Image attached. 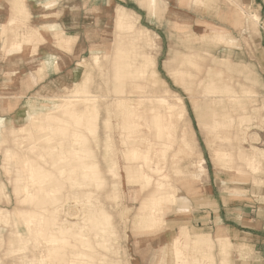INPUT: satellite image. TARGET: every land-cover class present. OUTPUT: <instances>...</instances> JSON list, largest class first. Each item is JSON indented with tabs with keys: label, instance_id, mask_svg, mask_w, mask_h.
<instances>
[{
	"label": "rangeland",
	"instance_id": "374dc122",
	"mask_svg": "<svg viewBox=\"0 0 264 264\" xmlns=\"http://www.w3.org/2000/svg\"><path fill=\"white\" fill-rule=\"evenodd\" d=\"M98 1L99 0H94L92 4L94 12L97 11ZM109 1L110 3L106 12L103 9L102 13L99 10L98 14H95L91 13L92 11L90 10V13L84 15L86 20L84 26L89 27L85 33V40L87 43L86 50L82 55L76 56V63L72 66L73 68L76 64L82 63L85 71L91 75V84L89 87L83 86L79 88L80 94L84 95L89 93L101 97L97 102V106L99 107V126L96 133L97 140L96 138L94 141L91 139V132L88 129H84L82 126L74 127L75 122L68 117V112L72 110L69 107L71 105L59 106V104L55 102H49L50 106L45 109L41 107L40 110L42 112L49 111L50 114L53 115L52 118L56 117L61 119V122L66 121L69 128L67 127V129L64 130L65 133H63L62 129L55 125L53 128L54 135L51 136L52 141L47 144L43 138L50 134L44 129L43 124L36 125L33 119L34 121H31V127L34 130L35 139L37 141H33V145L31 146H29V143L24 144L25 154L29 159L30 165L33 167L30 177L32 178L34 174V178L39 181L44 177L42 176L43 173L46 175V173L50 172L62 183L61 192L65 196L62 202H66L63 204V211L65 212H61L60 223L68 219L73 222L83 223L82 225L85 224L83 228L88 233L85 238L89 240L90 243L86 247H80L79 243L78 246H76V242H74L73 239H67V244L63 250V261L57 259L55 252L50 253L52 248L59 245L51 240L50 235L52 232L58 234L59 228L56 227L55 229L44 230V216L48 217V213L44 211L43 208L41 209L40 206L35 207L36 205L21 204L19 202V197L16 196L12 184L13 175L9 174L5 169L4 148L13 147L11 142L12 138L8 132L10 120L28 106L27 102L29 98L42 99L56 94L65 95L66 91L61 82L68 76L71 69L64 72V69L61 68L66 64L64 65V63L61 62H59L57 68H53V61L55 58L52 56L53 53H50L48 54L49 56L47 55L44 57L42 63L36 68L39 78L37 80L32 78V85H34L43 81L42 76L45 72L58 73V78L47 80V82H51L52 84L50 87L40 86L35 89L29 87L28 89H33V91L25 98L23 96L7 94L0 95V183L6 187V191L9 194L8 200L5 197L7 202L4 197L0 199V208L11 214L19 209L35 214L31 230L30 247L34 249L38 256L45 258L48 264L77 262L82 253L86 254L85 256L88 257L87 263L84 264H163L162 260L165 256L163 246L166 242L167 234L170 230L178 231L181 226L186 224V220L190 216L187 213H183L185 211L182 213L175 212L176 214L173 213L169 215L167 217V226L161 234L143 232L137 229L141 224L146 223L154 217V214H150L153 203L149 197V191L138 194V197L135 198H132L130 195L131 191L134 190L130 189L131 185L128 178L130 174H136L137 167L134 166L129 168L127 160L121 157V140L124 139V136H121L118 118H116V110L111 105L110 99L114 97L116 87L120 83L115 77V70H117L119 66L121 73H125L127 77L134 68L138 69L143 63L144 52L150 60L149 68L153 69L156 65L160 77L167 83V86L161 83L154 84L151 90L162 93L165 88H168L182 95L187 109V120L190 122V134L192 137H190V139H193V154L189 155L188 159H181L182 162L181 160L177 162L176 159L172 160L175 150H172L173 153L171 151L168 155L167 166L163 169L164 174L167 173L166 175H170L167 178L168 182L170 184L172 182L171 185H175H173V187H176L175 189H177L179 195L186 201L188 196L195 197L204 193L210 178L218 177L222 180L219 186L222 189V196L228 198L227 201H225V208L227 210L232 209L233 211L234 208L237 210H253L255 215H264V157H258L262 167L261 172L257 174L248 166L238 161L235 162L234 166L242 175L238 174L235 170H227L224 165L221 166V163L214 161V151L219 149L220 145H222L221 149L227 151L231 150L233 153H236L238 144L247 152H251L252 147H256L264 152V110L262 109L264 105V0H238L248 13L240 20L241 24L238 23L239 17L229 12L228 4L219 3L220 0H204L205 5L199 7L192 1H186V3L181 4L179 0H159L163 2L166 9L159 11L156 15H150L143 0ZM51 7H53V2L45 5V8ZM119 12L125 13L128 18L132 19L134 24L133 29L124 28L121 25L118 27L115 26L116 18L120 14ZM169 12H173L175 15L180 14L183 17H188L189 23L180 31L171 29L172 20H170L171 15ZM250 14H257L259 16V23L257 25L253 24L251 19H249ZM206 26L214 27L226 33L231 45H206V43L202 41V32ZM47 28L52 29V26L45 27L43 33L37 30L31 31H34L36 34L40 33L44 35L47 41H49L47 36L51 30ZM54 33H59L61 37H69L72 40V46L67 52L71 53L73 46L79 42L78 35H66L63 30H54ZM150 40L151 42L148 43ZM179 41H182L186 48H188L190 44L191 48H183ZM55 45L56 50H60L56 43ZM39 46L35 50V53H37ZM209 47L211 48L210 50ZM204 48L210 51V55L213 54L211 56L218 58L220 63L221 60L227 62L226 65L218 64V67L215 68L224 71L228 77L233 79L236 85H247L248 87L254 88L256 93L255 98H252L251 102L247 100L244 101V105L248 109L247 116L241 114V104H230V106L233 107L232 114L236 122L235 135H238V130L240 136L245 132L246 142L244 143L231 142L229 145L227 143L221 144L217 142V144L212 147L213 143L211 137L206 134L201 125L210 122V119L203 118V113L210 108L213 98H206L204 96L199 97V103L196 104L194 100L197 99L189 97L185 88L176 82L175 78L171 75L170 69H168L170 60L174 58L176 54H182L184 58L193 55L192 57L195 58L197 55L204 54ZM63 52L66 51L63 49ZM15 64L19 65L13 63L12 66L14 68ZM202 64L206 67L213 64V62L208 58L206 61L202 62ZM248 74L254 76L253 80H248ZM12 75H17L16 69H13ZM2 76H5V74H2ZM7 76H9V74ZM6 79L7 77H4L0 81L5 84L9 81ZM16 81L19 82L17 79H13L12 83L15 84ZM10 86L6 88L4 85V89L2 88L3 92H5V90L10 91ZM87 87L88 89H86ZM239 87L240 86L237 87L238 92H240ZM196 90L197 93H200V87H197ZM127 92H129L128 89ZM201 92H204V90ZM131 95L130 93H125L122 97L132 101L133 105H138L140 100L136 96ZM2 96L9 97V101L5 105L6 111L2 108ZM106 96L108 97L107 99H105ZM15 98H20L16 105V107H19L18 109L12 107L13 103L16 101L10 102V100H14ZM23 98L24 102L22 101ZM144 100V103L142 102V111L148 112L151 106L156 103L151 104L148 100ZM48 101H50V99ZM72 101L74 100L72 99ZM75 104L76 101L74 102V105ZM39 105H42V102H40ZM107 120H109L108 128L104 125ZM62 126L63 125H61V127ZM75 133L88 137L85 145L87 148L91 149L92 154L83 159L92 160L96 163L93 170L97 171V175L90 176L91 186L81 185V180L83 182V177L85 176L81 173L83 172L81 166L71 168L74 174L77 172L75 176L78 178L80 184L70 182L68 180L71 178L70 176L59 175L56 169V166H59V164L63 162L61 159L68 158V155L71 158L72 165H77L74 163L77 158L72 157L67 152L68 145L76 139ZM250 137H253V139ZM2 142L5 143L4 146L1 145ZM51 151L53 154H51ZM173 161L177 164L174 165L172 163ZM201 161L204 163L205 172L207 174L205 175L206 177L204 176V178L201 179L199 190L196 191L197 193H194L187 189L185 180L188 179L189 175L199 172L197 166ZM145 170L154 179L158 178L157 174L149 171L146 167ZM176 170H180V172ZM40 171H42L41 174ZM174 171H176L177 174ZM65 177L66 180L64 179ZM254 179L259 180H257L258 186L254 184ZM39 183L43 184L42 182ZM40 184L39 186H41ZM51 187H53V185L47 184L46 190H44L49 191ZM74 191L78 192L77 196L74 195ZM31 192L33 194L36 193L35 195L37 197L38 194L40 196L39 188L35 187L33 182H31ZM92 198L98 199V201H94L95 207L99 206L102 212L107 214V221H105L103 215L100 214V209L97 208L94 210L96 215L94 217H89L88 221L84 222L86 216H91V214L83 215V211L86 208L85 203ZM197 200L198 199H193L192 202H196ZM199 200V205L207 204L204 199ZM202 200H204V203H202ZM35 201H38V199ZM33 207L35 209H33ZM71 207L73 209H71ZM177 209L179 208L177 207ZM6 227H3V225L0 226V256H3L9 247L10 241L12 240L11 232L17 229L23 234L27 233V228L22 224L15 226L12 222L7 228ZM84 229L81 231L82 233L85 232ZM98 241H102V248L97 245ZM229 244L232 243H223L221 246L226 251L229 249L232 250L233 246L229 248ZM215 251H218L217 248L214 249V252ZM230 255L231 254H229V256ZM25 256L26 259L23 262L20 260H13L10 257L4 258L3 261L5 264H31L28 261V259H30V254L26 253ZM76 256H78V258L74 260ZM222 256L227 260V264L229 256ZM215 257L217 261L215 264H218L220 255H215ZM72 259L74 261H72Z\"/></svg>",
	"mask_w": 264,
	"mask_h": 264
},
{
	"label": "bare ground",
	"instance_id": "6f19581e",
	"mask_svg": "<svg viewBox=\"0 0 264 264\" xmlns=\"http://www.w3.org/2000/svg\"><path fill=\"white\" fill-rule=\"evenodd\" d=\"M179 1V3L181 4L186 3V1H192L198 7L205 5L204 0ZM143 3L148 8L150 15H156L159 11L166 9L163 2H160L159 0H143ZM224 3L226 5L228 4L230 13H233L235 16L239 17V24H241L240 20L243 19L246 10L239 3V1L224 0ZM22 13L24 15L26 14L27 18H30V13L24 7L22 8ZM169 13L171 15L170 20H172L171 29L180 31L186 24L189 23L188 17H183L180 14L175 15L173 14V12ZM250 17L253 24L257 25L259 23V16L257 14H251ZM120 25L124 28H134L132 19L128 18L125 13H120L116 18L115 26L118 27ZM5 33L6 32L3 31V34ZM202 33V41H204V43H206V45L208 46L217 44H226L229 46L231 45L228 41L229 38L226 33L215 29L214 27L206 26L204 27ZM54 35L55 43L60 48V50L57 49V53L52 55L55 58L53 61V68H57L59 62L64 63V65L66 64V60L63 57L62 53H64L63 49L66 52L70 50L72 46V40L69 37H61L59 33H54ZM23 36L24 37L21 36L23 41H14V43L11 44V46L8 48L11 52H19L23 49L24 46L29 45L32 47L35 53L37 47L47 41V38H45L44 35L40 33L36 34L31 30L26 32ZM151 40L148 43H150ZM179 42L182 44L183 48H191L190 44L189 47L186 48L184 47L185 44H183L182 41ZM206 48H204L203 50V53L205 55H197V57L195 58L192 57L193 55H189L187 58H184L182 54H176L174 58L170 60V66L168 69H170L171 75L175 78L176 82L185 88L189 97L197 99L194 100L196 104L199 103V97L204 96L206 98H213L210 108L205 110L203 113V118H207L208 120L210 119V122L203 123L201 125L206 134L211 137V141L213 143L212 147L217 144V142L221 144L227 143L229 145L231 142L244 143L246 142L245 132H243L242 136H240L238 130V135H235L236 122L234 115L232 114L233 107H231L230 104H241V114L247 116L248 109L244 105V101L247 100L251 102L252 98H255L256 93L253 87H248L247 85L240 84H237L238 86H240V92H238V86L235 84V82H233V79L228 77L224 71L215 68L218 67V64L226 65L227 62L225 60H221L220 63V61H218V58L211 56L213 54L210 55V51H208V49ZM1 49H5V47ZM210 49L211 48L209 47V50ZM143 57L144 60L143 63L141 62L142 64L140 65V67L138 69L134 68L127 77L125 76V73H121V71L119 70V66L118 69L115 70V77L120 83L116 87V90L114 92L115 95L112 99H110V102L116 110V118H118L121 136H124V139L121 140V157L127 160L129 168L134 166L137 167L136 174H130L128 178V181L131 185L130 189L134 190L131 191L130 195L132 198H135L138 197V194L149 191V197L151 198V201L153 203L151 206L150 214H154V217H152L146 223L141 224L137 229H140L143 232L161 234L167 226V217L169 215L175 212L182 213L187 209V203L185 199L179 195L177 189H175L176 187H173L174 184L171 185L172 182L171 184L168 182L167 178L170 175H166L167 173L164 174L163 169L167 166L168 155L172 150H175V154L172 160L176 159L177 162H180L178 160L188 159L189 155L193 154V139H190V122L189 120H187V109L184 103V97L168 88H165L162 93L152 91V85L161 83L167 86V83L160 77L156 65L153 69L149 68L150 60L148 59L145 52L143 53ZM208 58L212 60L213 64L205 67L202 62L206 61V59ZM90 76V73H87L83 68L82 63L76 64L75 67L71 68L68 76L61 82L64 90L66 91L65 95L56 94L53 96L44 97L42 99L29 98L27 102L28 106H26L25 109H22L17 115H15L13 119L10 120V127L8 132L11 135V142L13 144V147L4 148L5 169L9 174L13 175L12 184L16 196L19 197V202L21 204L34 206L36 205L35 207L40 206L41 209L43 208V210L48 213V217L44 216V230H51L52 228L55 229L56 227L59 228L58 234L52 232L50 235L51 240L54 243L59 244L58 246L52 248L50 253L55 252V254L57 255L56 257L59 261H63V250L65 249V245L67 244V239H73V241L76 242V246H78L79 243L80 247H86L90 243L89 240H86L85 238L87 237L88 233L83 228V226L85 225H82L83 223L73 222L68 219H65L63 223H60L61 212H65L63 211V204L66 202H62V200H64L65 198V196L61 192L62 183H60V180L50 172L46 173V175H44L43 173L42 176L44 177L39 181L34 178V174L32 178L30 177L33 171V167L30 165L29 159L25 154L24 144L29 143V146H31L33 145V141H37L35 139L34 130L31 127V121L34 120L36 125L43 124L44 129L50 134L49 136L43 138L45 140V143L47 144L52 141L51 136L54 135L53 128L55 125L59 126L62 129V132L65 133L64 130L68 127L66 121L61 122V119H58L56 117L52 118L53 115L50 114L49 111L42 112L40 110L41 107L45 109L50 106L49 102H55L56 104H59V106L71 105L69 107L72 110L68 112V117L75 122L74 127L82 126L84 129H88L91 132V139L94 141V139L96 138L97 140L96 133L99 126V107L97 106V102L101 97L89 94L88 92V94L82 95L79 92V88H82L83 86L89 87V85L91 84ZM247 77L248 80H253L254 76L248 74ZM88 87L86 89H88ZM197 87H200V93H197ZM127 89L129 92H127ZM202 90H204V92H201ZM125 93H130L133 96H136L140 100V103H138V105H133L132 101L124 99L122 95ZM107 98L108 97L106 96L105 99ZM49 99L50 101H48ZM72 99L74 101H72ZM144 99L148 100L151 104L156 103L155 105L151 106L148 112L142 111V106L145 101ZM19 100L20 98L14 99V101L16 102L13 103V108L16 107L17 101ZM8 101L9 97H1L2 108L5 111V105ZM75 101L76 104L74 105ZM40 102H42V105H39ZM262 109L264 110V105ZM105 122L106 124L104 123V125L106 128H108L109 120ZM61 125L63 126L61 127ZM74 135L76 139L68 145L67 152L72 157L77 158L76 162H74L77 165H72L71 158L68 155V158L61 159L63 162L59 164V166L57 165L56 169L59 172V175L70 176L71 178L68 179L70 182H76L77 184H80L78 178H76L75 176L77 172H75L74 174L72 171L73 169L71 168L81 166L83 169V172L81 173H83L82 175H85L83 177V182L81 180V185L91 186L90 176L97 175V171L93 170L94 166H96V163H94L92 160L83 159L86 156L92 154L91 149L87 148V146L85 145L88 137L78 133H75ZM253 137L250 138L253 139ZM4 144L5 143L3 142L1 143L2 146H4ZM221 147L222 145L219 146V149L214 151V161H218L219 163H221V166L224 165L227 170H235L238 174L242 175L241 172L234 166L235 162L238 161L248 166L255 174L261 172L262 166L260 161L258 160V157H264V152L262 150L256 147H252V151L247 152L243 147L240 146V144H238L236 153H233L231 152V150L227 151L221 149ZM51 154H53L52 151ZM172 163L174 165L177 164L174 163V161ZM145 167L149 171L157 174L159 179H154L152 176H150V174L146 172ZM197 169L199 170V172H195L194 174L189 175L188 179L186 180L183 179L185 180L187 189L194 193H197L196 191L199 190L198 188L201 179L204 178V176L207 174L205 172L203 161L199 162ZM177 172H180V170H178ZM41 173L42 171H40V174ZM64 179L66 180V177ZM254 180V184L257 185L258 179ZM30 181L33 182L35 187L39 188L40 196L38 194L39 192L37 193L38 197L35 195L36 193L33 194L31 192ZM39 182H42L43 184H40ZM39 184L41 186H39ZM47 184L53 185V187H51L49 191H45ZM74 195L77 196L78 192L74 191ZM2 197H4V199L6 197L8 200L9 194L6 191V187H4L0 183V199ZM36 199H38V201H35ZM94 201H98V199L92 198L85 203L86 208L83 211V215L91 214V216H86L84 218V222H87L89 217H94L96 215V213L94 212L95 209H100L99 206L95 207ZM177 207L179 209H177ZM33 209L35 208L33 207ZM71 209L73 208L71 207ZM100 214L103 215L105 221L108 220L107 214L103 213L101 209ZM34 217L35 214L25 212L22 209H19L11 214L0 208V226L3 225V227H8L9 224L13 222L15 226H19V224H22L27 228V233L25 234L17 229L10 233L12 236V240L10 241L9 247L5 251V256H0V264H5L3 260L4 258L8 257L12 258L13 260H20L23 262L26 259V253L30 254V259H28V261L31 264H48L45 258L38 256L37 253H35L34 249L30 247V237L32 235L31 230L32 224L34 222ZM83 229L85 232L82 233L81 231ZM169 232H171V234L168 235L167 240L163 246L165 255L164 259L162 260L163 264L213 263V257L210 255L205 254V256H203L204 258L202 256H197V258L194 257L193 259H190L192 257H190L187 253L189 248H193L195 250L198 248V244L195 241H198L199 244L201 242L205 243L204 240H198L195 238L197 236H201V234H192L186 226H181L178 231L170 230ZM192 235H194V238H192ZM217 239L221 244L229 242L228 237L226 236H219ZM97 245L102 248V241H98ZM231 246L233 245H228L229 248ZM222 254L228 255L229 253H227L226 250H222ZM85 255L86 254L82 253L77 262H65V264L87 263L88 257ZM77 258L78 256H76L74 260H76ZM223 259L227 262L225 258ZM74 260L72 259V261Z\"/></svg>",
	"mask_w": 264,
	"mask_h": 264
},
{
	"label": "crops",
	"instance_id": "0c3cea01",
	"mask_svg": "<svg viewBox=\"0 0 264 264\" xmlns=\"http://www.w3.org/2000/svg\"><path fill=\"white\" fill-rule=\"evenodd\" d=\"M50 2H53V7L45 8V5ZM93 2L94 0H0V49L5 47V49L0 50V80L4 77L9 80L5 84L0 81V95L7 94L25 98L37 87H50L52 84L47 80L58 78V73L45 72L42 76L43 81L32 85V78L35 80L39 78L36 68L42 63L44 57L50 53H57L53 35L54 30H63L66 35H78L79 37V42L73 46L71 53H62L66 65L61 69H64V72L71 69L76 63V56L82 55L86 50L85 33L89 27L84 26L86 22L84 15L90 13V10L91 13L95 14H98L99 10L102 13L103 9L106 12L110 3L109 0H99L97 11L94 12ZM219 3L225 4L224 0H220ZM23 7L30 13V18L22 13ZM246 14H248L247 11L244 16ZM48 26H52V29L47 28L51 30L47 36L49 41L40 44L37 53H34L29 45L14 53L8 49L14 41H23V35L29 30H37L43 33L45 27ZM3 31L6 33L3 34ZM13 63L19 65L15 64L14 68ZM13 69L17 71L16 76L12 75ZM2 74H5V76H2ZM8 74L9 76H7ZM13 79H17L19 82L16 81L13 84ZM4 85L6 88L11 85L10 91L5 90L3 92ZM29 87L33 89L29 90ZM24 98L22 99L23 102ZM10 102H14V100H10ZM18 108L16 107V109ZM220 181L222 180L218 177H212L204 193L195 197L186 196L187 209L183 213L190 216L183 226H186L192 234H201V236L195 238L204 240L206 243L201 242L199 244L198 241H195L198 248L196 250L189 248L187 253L192 257L190 259L197 258V256L203 257L207 254L213 257L212 264H215L217 263L215 255H220L218 264H226L222 256V250L224 249H222L221 243L217 239L219 236H226L233 245L232 250L226 251L231 254L230 256L228 254L227 264H264V215H255L253 210H237L236 208L233 211L232 209L227 210L225 201L228 198L222 196V189L219 187ZM193 199L198 200L192 202ZM199 199H204L207 204L199 205L197 203L200 201ZM204 200H202V203H204ZM169 234L171 232L167 234V237ZM192 238H194V235H192ZM215 248L218 251L214 252Z\"/></svg>",
	"mask_w": 264,
	"mask_h": 264
}]
</instances>
